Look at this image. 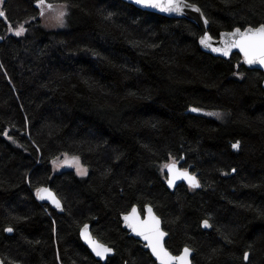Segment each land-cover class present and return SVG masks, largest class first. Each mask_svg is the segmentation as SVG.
<instances>
[{
  "label": "trees",
  "instance_id": "1",
  "mask_svg": "<svg viewBox=\"0 0 264 264\" xmlns=\"http://www.w3.org/2000/svg\"><path fill=\"white\" fill-rule=\"evenodd\" d=\"M186 1L217 39L264 24V0ZM36 3L0 0V260L157 264L122 221L151 205L172 254L189 247L193 264H264V74L239 54L203 52L185 19L121 0H46L67 7L64 26L48 29ZM21 24L24 34H12ZM63 155L88 176L54 174ZM172 162L201 189L170 191ZM47 186L61 212L38 202ZM86 224L115 250L105 263L80 239Z\"/></svg>",
  "mask_w": 264,
  "mask_h": 264
},
{
  "label": "snow or ice",
  "instance_id": "2",
  "mask_svg": "<svg viewBox=\"0 0 264 264\" xmlns=\"http://www.w3.org/2000/svg\"><path fill=\"white\" fill-rule=\"evenodd\" d=\"M134 3L141 5L146 8L158 9L162 12L167 13H182L184 7H186L185 0H134ZM45 5L48 10L53 9V5L47 4L46 0H37V6L41 8V15H44ZM197 12L200 11L199 8L195 9ZM66 15L64 11H59L56 19L60 24H63V18ZM5 13L0 11V17H4ZM205 24L208 21L205 19ZM15 35H22L26 29L23 24L19 25L18 28L13 29ZM226 37H231V39H225L224 45L222 48L214 47L211 43L212 37L208 34H205L200 38V43L206 48H210L214 52H220L224 56L230 55L232 48H238L245 57V61L248 64L259 63L264 65V24L260 25L257 28L249 27L244 31H241L240 28H236L234 32L225 34ZM192 111H201L200 109L193 108ZM209 115H219L218 113H209ZM6 135V133H5ZM233 148L238 149L240 147L239 142L232 145ZM55 164L56 161H53ZM64 163H74L77 165L78 171L81 175H86L87 170L81 169L79 166V157H72L70 160L66 159ZM168 169L171 174V178L168 179L169 186H174L175 181L178 179L187 180L189 185L196 188L199 187V181L196 177L190 174L186 169L181 170L176 166V163L166 164L164 166ZM235 171V169H233ZM36 195L41 200L51 201L57 208H61V202L56 197V195L47 188H37ZM149 218L148 220L142 221L139 219V216L136 212V209L132 210V213L128 216H125L124 219L137 235L142 236L147 242V246L151 249L152 253L160 261V264H190L189 257L191 255V250L187 247L183 249V253L178 256L172 255L163 245V238L166 235L160 229L159 218L152 213L151 207L148 208ZM205 227H211L209 222L205 220ZM8 232H12L11 227L6 229ZM81 235L87 241V243L92 247L96 256L100 258H105L108 253L112 252L111 248L101 244L99 241H96L92 238L88 225H84ZM248 254L245 253L244 260H248Z\"/></svg>",
  "mask_w": 264,
  "mask_h": 264
},
{
  "label": "water",
  "instance_id": "3",
  "mask_svg": "<svg viewBox=\"0 0 264 264\" xmlns=\"http://www.w3.org/2000/svg\"><path fill=\"white\" fill-rule=\"evenodd\" d=\"M121 1H123V2H125V3H127V4H129V5H132V6L138 8V9H140V10H142V11L149 12V13H153V14H156V15H160V16H163V17H166V18H170V19H185V20H188L189 22L195 24V25L199 28L200 33H201L200 38H201L202 36H204L205 34H208V35H210V36L212 37V35H211L210 32H209V29H210V23H209V21L207 20V18L205 17V15H204V13L202 12V10H201L198 6L191 4V3L187 2L186 0H185V3H186L187 6L184 7L182 13H167V12H162V11H160V10H158V9H154V8H146V7H142L141 5H137L136 3H134V0H121ZM47 4H48V3H47ZM35 7L38 8L37 3L35 4ZM196 8H199L200 11L197 12V11L195 10ZM205 19L208 21L207 24L204 23ZM249 27H251V26H249ZM249 27H246L245 29H241V28H240V29H241V31H244V30H246V29L249 28ZM258 27H259V26H258ZM252 28H257V27H252ZM234 31H235V29L232 30V31L222 32V33L220 34V36H219L218 39L212 37L211 43L213 44L214 47H220V48H222L223 45H224V41H225V39H231V37H226L225 34L232 33V32H234ZM200 38H199V46H200V48H201V50H202L203 52H205V53H207V54H210V55H212V56H214V57L222 58V59H224V60H229L234 54H239V55L242 56L243 61H244L245 65H246L248 68L259 70V71H261V72L264 74V65H261V64H259V63L248 64V63L245 61L244 54H243L238 48H232L231 51H230V55H228V56H224V55H223L222 53H220V52H214V51H212L210 48H206L205 46H203V45L200 43ZM2 41H3V38L1 37V38H0V42H2ZM262 86H263V89H264V80H263V85H262ZM191 111H192V110H191ZM192 112H194V111H192ZM194 113H198V112L196 111V112H194ZM201 114H206V112H201ZM170 164H172V163H170ZM176 166H177L179 169L184 170V169H182V168L180 167V165H179L178 163H176ZM187 171H188V170H187ZM188 172H189L190 174L194 175L193 173H191V171H188ZM166 175H167L166 186H167V188H168L170 191H175V189L177 188V186H179V185H181V184H184V185L190 187V188H191L192 190H194V191H196V190H200V189H201V184H200V182H199L200 186L194 188V187H192L191 185H189V183L187 182V180H184V179H178V180L175 181L174 186H169V184H168V179L171 178V174L169 173V171H168L167 168H166ZM194 176L196 177V175H194ZM196 179L198 180L197 177H196ZM198 181H199V180H198ZM43 188L50 189V190L55 194V192L51 189L50 186L43 187ZM55 195H56V194H55ZM56 197H57V195H56ZM36 198H37V200H38V202H39L40 204L48 205V206H50L52 209H54L55 211L61 212V211L63 210L62 202H61V200H60L58 197H57V198H58V199L60 200V202H61V208H57V207H56L51 201H49V200H41V199H39V198L37 197V195H36ZM149 207H151V209H152V213H153L156 217L159 218V221H160V229H161V231H163L164 233H166V235L164 236L163 241H162V242H163V245H164V247H165L169 252H171V251L167 248V245H166V242H167V240L169 239V234L165 231V229H164V227H163V221H162L161 217L156 213L155 209H154L151 205H147V206L144 208V214H143V215L141 214V212H140L138 206H134V207H133L128 213L123 214V215H122L123 227H124L125 230H127V231L129 232L130 236H132V237H133L134 239H136V240H139V241L145 246V249H146L147 251L150 252V254H151L152 258L154 259V261H155L157 264H160V261L156 258V256L152 253L151 249L147 246L148 242H147L142 236L137 235V234H136V233H135L130 227H128V224H127V222H126L125 219H124L125 216H128V215H130V214L132 213V210H133V209H136V212H137V214H138L140 220H142V221L148 220V218H149L148 208H149ZM209 224H210V223H209ZM86 225H88L89 232H90V234H91V236H92L93 239H95L96 241H99L101 244L107 246L108 248H111L110 246L104 244V243L101 242L99 239H97L96 237H94V235H93V233H92V231H91V225H90V224H86ZM203 228L206 229V230H210V229H211V227H205V226H204V223H203ZM82 230H83V228H82L81 231H80V239H81V241L83 242V244L89 249V251L91 252V254H92L97 260L101 261L102 263H105L109 257L114 256V254H115V250H114L113 248H111V249H112V252L108 253L107 256H106L105 258H103V259L100 258V257H98V256H96V254H95V252L93 251L92 247L87 243V241H86V240L83 238V236L81 235ZM187 248H189V247H187ZM189 249H190V248H189ZM190 250H191V255H190V257H189V260H190V264H193V256H194V252H193L192 249H190ZM182 253H183V250H182V252H181L179 255H181ZM172 255H174V254H172ZM174 256H178V255H174ZM0 264H4V262H3L2 260H0Z\"/></svg>",
  "mask_w": 264,
  "mask_h": 264
},
{
  "label": "rangeland",
  "instance_id": "4",
  "mask_svg": "<svg viewBox=\"0 0 264 264\" xmlns=\"http://www.w3.org/2000/svg\"><path fill=\"white\" fill-rule=\"evenodd\" d=\"M59 11H64L66 13V15L63 18V24H60L57 21V19H56V16H57ZM66 18H67V7L65 5H63V4H54L52 10H48L46 5H45L44 15H40V20L42 21L43 25L46 28H48V29L62 28L64 26V24H65ZM23 26H25V25L23 24ZM11 33L15 34V32L13 30L11 31ZM218 114L219 115H210V117H213V118L218 119L220 121H224L225 116H223L221 113H218ZM71 158L72 157L67 156V155H63V156H60L59 158H57L55 160L56 163L54 164V174L62 172V171H65V170H73L80 178H86L88 176V174H89V170L82 165L80 160H79V166L81 167V169H86L87 170V174L86 175H81L80 174L76 164H74V163H64V161L66 159L70 160Z\"/></svg>",
  "mask_w": 264,
  "mask_h": 264
},
{
  "label": "bare ground",
  "instance_id": "5",
  "mask_svg": "<svg viewBox=\"0 0 264 264\" xmlns=\"http://www.w3.org/2000/svg\"><path fill=\"white\" fill-rule=\"evenodd\" d=\"M46 206V205H45Z\"/></svg>",
  "mask_w": 264,
  "mask_h": 264
}]
</instances>
